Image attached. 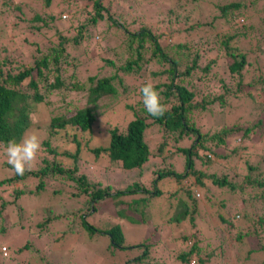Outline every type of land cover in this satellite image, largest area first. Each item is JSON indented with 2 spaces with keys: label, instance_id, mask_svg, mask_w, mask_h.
Returning a JSON list of instances; mask_svg holds the SVG:
<instances>
[{
  "label": "trees",
  "instance_id": "16d2710c",
  "mask_svg": "<svg viewBox=\"0 0 264 264\" xmlns=\"http://www.w3.org/2000/svg\"><path fill=\"white\" fill-rule=\"evenodd\" d=\"M40 1L41 5L36 6L28 0H0V150H4L11 140L19 141L26 130L36 132L42 141L39 167L26 171L23 176L14 173L5 157L0 158L1 166L12 172L0 179V188L7 192L5 195L0 193V235L8 229H23L41 238L63 224L62 219L76 216L90 233L108 235L111 245L120 249L140 248L139 255L123 264H164L150 256L149 248L158 239L155 235L135 245L127 244L120 224L100 229L88 224L86 212L59 215L53 214L50 206L42 207L39 218L36 212L26 210L21 199L41 198L61 179L75 189L69 194L72 197H65L85 196L89 199L88 208L94 211L96 202L114 197L115 205L119 207L117 215L124 213L120 208L135 214L141 204L146 210L149 202L163 197L169 203L172 199L176 201L177 212L169 220L190 224L195 219L194 207L200 201L196 192L207 193L215 187L223 192L242 193L249 187L257 190L254 198L264 200V147L249 149L247 144L263 119L251 122L245 118L246 125L226 119L228 110L235 109V105L238 107L239 102L248 105L247 113L253 118L264 112V71L261 66H258L256 76L245 80L247 68L257 62L256 51L264 54V47H261L264 34L251 48L247 38L254 30V24L239 22L241 15L248 20V6L238 0H222V3L214 4L215 15L199 12L191 18L190 11L186 10L188 6L180 0L164 9L158 7L156 12L151 9L158 0ZM31 13V17L27 16ZM64 13L67 18L63 17ZM112 30H117L120 45L125 50L124 55L114 52L115 58L103 59L106 65L115 68L114 72L91 74L82 79L78 72L81 65L79 47L95 36H110ZM33 33L42 34L44 39L32 40ZM151 63L157 64V68L152 69ZM121 75L140 80L135 92L138 99L134 105H128L133 117L123 124L111 125L106 144L91 147L98 114L112 106L107 103L98 113L102 100L119 95L115 80L123 84L126 93L130 92ZM148 75L168 107L160 118L151 117L142 103L139 89L148 82ZM80 95L85 97L83 103L77 102ZM57 101L62 103L58 107L63 111L49 114L48 107ZM29 114L33 116L31 121ZM152 126L162 128L156 151L146 140V131ZM239 131L241 138L246 140L245 145L234 139L230 141V137ZM60 136L67 137V143L74 144L75 149L61 150ZM84 150L95 157L105 154L119 170H137L139 174L137 178L129 179L123 188L109 182L106 185L102 181L91 182L87 174L79 173L77 162ZM156 156L164 164L168 162V166L157 167L150 180L143 178L142 168ZM172 157L182 161V171L177 170V162L172 168ZM63 159L65 163L68 159L74 163L66 166ZM186 178L189 183L179 191L172 192L164 186L173 180L181 183ZM54 186L58 187L51 191L59 198L64 192L60 185ZM141 192L145 195L133 197L131 201L122 198ZM192 206L193 211H190ZM250 211L245 206L238 209L244 220L242 226L220 214L224 225L237 229L231 232L228 240L222 236L221 244L204 255L194 239L197 232L182 235L184 244L190 242V246L177 253L172 264H190L191 260L194 264H208L217 254L223 264L233 261L244 264L248 260L251 261L249 264H264V212ZM137 218L143 224L148 220L146 214ZM32 221L38 228H31ZM67 223L65 221L63 225L68 226L66 231L71 233L74 230L72 222ZM67 232L61 233L62 238ZM244 242L248 249L241 255L238 247ZM2 244L0 242V247L7 249L8 246ZM29 248L39 252L29 240L17 249Z\"/></svg>",
  "mask_w": 264,
  "mask_h": 264
},
{
  "label": "rangeland",
  "instance_id": "374dc122",
  "mask_svg": "<svg viewBox=\"0 0 264 264\" xmlns=\"http://www.w3.org/2000/svg\"><path fill=\"white\" fill-rule=\"evenodd\" d=\"M28 1L34 3L36 6L41 5L40 0ZM176 1L177 0H158L156 6L151 9V12H156L158 7L164 9L165 7L172 6L173 4L175 5ZM220 1L222 0H180L179 2L188 6L186 10L190 11L191 18H193L195 14L199 12L210 13L211 16L215 15V10L213 8L214 4L217 2L222 3ZM238 1H241L245 6L249 7L250 16L248 15V20H245V18L241 15L239 22H253L252 24H254V30L248 34L249 37L247 38V42L250 44L251 48H253L256 45L257 40L261 39L264 34V1ZM27 16L31 17L32 13L27 14ZM65 16L67 18V13H64L63 17ZM181 25L183 27L182 21ZM163 29L166 30L165 28ZM111 33L112 34L107 37L95 36L93 39L85 42V44H82L81 47H79L81 52L79 56L81 65L79 66L78 72H80V77L82 79L91 74L110 75L114 72L115 68L106 65L103 59L107 57L115 58L114 52L124 55L125 50L124 46L120 45V37L117 34V30H112ZM33 34L34 35L31 36L32 40L35 39L39 41L44 39L42 34ZM177 34L173 36L174 39ZM253 34H255V36H253ZM261 47H264V45H261ZM256 60L257 62H254L247 68L245 80H250L259 73V70L257 69L258 66H261L264 71V54H260L259 51H256ZM117 63L118 59L115 60V65ZM151 65L153 66L152 69L157 68V64L151 63ZM121 76L124 85L127 86L130 92L126 93L123 89V84L121 85L119 81L115 80L119 95L117 98H106L102 100L103 105L97 110L98 113L103 110V106L105 104H112V106L105 108L104 112L98 114L96 125L93 128V134L91 136V147L93 145L106 144L108 139L106 135L110 126L123 124V121L133 117V113L128 109V105H134L135 99H138V97L135 96V92L139 88L140 80H136L134 76ZM146 79L148 82H152L151 76L148 75ZM84 100L85 97L80 95L77 102L83 103ZM61 104V102L57 101L53 103V105H50L48 107L49 114L51 112L52 114L62 112L63 109L58 107ZM247 109L248 105L243 102H239L238 107L235 105V109L228 110L226 119L231 122L235 121L246 125L247 123L245 122V118L251 119V122L257 118H262L263 122L255 128L257 133L252 134L251 138H249V141L247 142V144L250 145L249 149H254L255 147L257 149L262 148L264 147V112L259 115L256 114L253 118L251 113H247ZM240 132L241 131L234 133L233 136L230 137V141L234 139L236 143H242L245 145L246 140L241 138ZM161 134L162 128H159L158 126H152L146 131V140L148 141L150 148L154 151H156L155 148L157 143L161 140ZM60 137L62 142H58V144H60L61 150L69 149L73 151L75 149L74 144L67 143V141H69L67 137ZM80 155L81 156L78 158L77 162L79 173L87 174L91 178L90 181L94 183L102 181L101 183L106 185V183L109 182L111 185H115V187L122 186L123 188L128 185L129 179L134 178V176L137 178L139 174V171L137 170H119L117 165L111 164L109 157L105 154L95 157L88 150H84ZM3 157H5L4 150H0V158ZM41 157L42 149L40 151L38 161L33 169H37L39 167ZM62 161L65 163L64 159ZM176 162L177 170L182 171L184 165L181 160L177 159V157L171 158V163L173 164L172 168L176 166ZM178 162H180L179 167ZM73 163L72 159H68L65 165L72 166ZM167 163L164 164L160 157H151L141 170L143 178H148V180H150L151 177H154L153 171H155L157 167L168 166ZM208 169H210V167H208ZM236 169H238V167H236ZM11 174L12 172L8 169V167H3L0 164V179ZM190 181L194 182V178H191ZM188 183L189 181L186 178L181 183L173 180L170 181L169 184L165 183L164 186L169 187L173 192L175 189L179 191L183 185ZM54 185H60L61 190L64 192V194L60 195L59 198L53 195L51 191L52 188L58 187ZM54 185L52 184L50 189L47 190L49 192L47 194L50 198H48V195L46 194L41 198H34L32 196L25 197L23 200L21 199V202H23L26 210L30 209V212L32 211V213L36 212L35 214L38 215L39 218L42 217L40 213L42 207L46 206H50L52 208L53 214L55 213L59 215L63 213L68 214L69 212L74 213V211L86 212L85 216L88 224L94 225L97 228L108 229L112 225L120 224L124 232L126 243L131 245L140 243L141 241H144V239L155 235L158 239L157 242L149 248L151 254L150 256L152 258H157L160 263L162 262L164 264H172V260L176 257L177 253L190 246V242H185L184 244V240L181 239L182 235H187L190 232H197L194 239L198 245H200L201 255H204L206 251L213 250L216 246L218 247V245H220L223 241L222 236L228 240L231 236V232L237 228L227 227L224 225L219 216L220 214L228 216L235 224L242 226L244 224V220L242 219L241 212H238V209L245 206L249 210H252L250 212H264V200L254 198L253 196L257 190H253L249 187H246L242 193L223 192L219 188L215 187L207 193H203L202 191L196 192V196L200 199V201L199 204L194 207L195 211L193 216H195V219L193 224H190V222L181 221L178 223L177 221L169 220V218L177 212V206H174V203L176 202L175 199H172L171 203L163 197L153 200L152 202H149L148 209L145 208L146 210L143 209V205L141 204L138 207V212L135 214L128 213L129 211H124L120 208L119 210L124 213L117 215L116 209L119 207L115 205L114 199L116 198L114 197L105 198L103 201L96 202V210L94 211V209L88 208L89 199L85 196H80V199L74 197L69 199L65 197L72 191H75L73 186L68 184V181L60 179L59 182ZM0 193H3V195L7 194L6 190H2L1 188ZM139 195L142 197L145 193L141 192L137 193V195L122 196V198L124 200L131 201L133 197H138ZM179 195L182 197L181 193ZM128 210L134 211L135 209L128 208ZM89 211L91 212L89 213ZM190 211H193V206L190 207ZM145 214L148 217L147 222L144 224L139 223V219L137 217ZM62 221L63 224L65 221H68V223L72 222L71 227H73L74 230L71 233L67 232L66 230L69 229V227L61 224L62 227L61 225H57L55 227L56 230L53 228L51 233L41 238H37L34 234H30L27 230L23 229L15 231L8 229L5 234L2 233L0 235V242L4 243L2 245L8 246L9 249L7 247L6 251L8 254L7 256H4L2 250L3 246L0 247V264H123L128 259L134 258L141 253L139 247L120 249L110 244V237L108 235L93 232L90 233L88 228H84L80 217L72 216L71 218L70 216L62 219ZM31 228H38L35 227L34 221H32ZM64 232H67V234L62 238L61 233L63 234ZM219 237H221V239H219ZM59 238L62 239L59 241ZM25 240H29L30 243L34 244L35 248L39 252L32 248L19 251L17 248L21 246ZM181 243L184 245L180 246ZM247 249L248 244L245 242L241 243L238 247V251L241 255H243ZM213 258L212 262H208V264H223L218 254ZM250 262V260L247 262L244 261V264H249ZM230 264H239V262L233 261Z\"/></svg>",
  "mask_w": 264,
  "mask_h": 264
},
{
  "label": "clouds",
  "instance_id": "9594fccd",
  "mask_svg": "<svg viewBox=\"0 0 264 264\" xmlns=\"http://www.w3.org/2000/svg\"><path fill=\"white\" fill-rule=\"evenodd\" d=\"M139 91L146 112L154 118L163 117L168 107L162 102L160 92L155 86L151 82H146ZM29 120H33L32 114H29ZM41 147L42 141L39 135L26 130L19 141L11 140L6 144L4 148L6 163L11 166L16 175L23 176L37 163Z\"/></svg>",
  "mask_w": 264,
  "mask_h": 264
},
{
  "label": "built area",
  "instance_id": "2783aa9c",
  "mask_svg": "<svg viewBox=\"0 0 264 264\" xmlns=\"http://www.w3.org/2000/svg\"><path fill=\"white\" fill-rule=\"evenodd\" d=\"M2 250H3V254L6 255V252H7V251H6V250H7L6 247L3 246V247H2ZM194 263H195L194 260H191V261H190V264H194Z\"/></svg>",
  "mask_w": 264,
  "mask_h": 264
}]
</instances>
